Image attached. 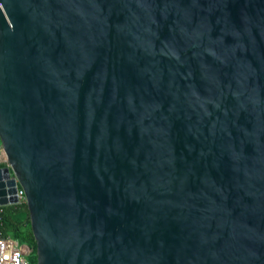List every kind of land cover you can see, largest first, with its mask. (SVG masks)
I'll use <instances>...</instances> for the list:
<instances>
[{
    "label": "water",
    "instance_id": "95a60500",
    "mask_svg": "<svg viewBox=\"0 0 264 264\" xmlns=\"http://www.w3.org/2000/svg\"><path fill=\"white\" fill-rule=\"evenodd\" d=\"M0 147L36 264H264V0H0Z\"/></svg>",
    "mask_w": 264,
    "mask_h": 264
},
{
    "label": "trees",
    "instance_id": "16d2710c",
    "mask_svg": "<svg viewBox=\"0 0 264 264\" xmlns=\"http://www.w3.org/2000/svg\"><path fill=\"white\" fill-rule=\"evenodd\" d=\"M5 166V162H0V168ZM0 237L13 239L31 249L30 255L33 257L30 261L36 263V242L25 203L0 207Z\"/></svg>",
    "mask_w": 264,
    "mask_h": 264
},
{
    "label": "built area",
    "instance_id": "2783aa9c",
    "mask_svg": "<svg viewBox=\"0 0 264 264\" xmlns=\"http://www.w3.org/2000/svg\"><path fill=\"white\" fill-rule=\"evenodd\" d=\"M17 204L25 203L21 188L17 186ZM31 252L26 246L19 245L15 240L0 237V264H30L27 257Z\"/></svg>",
    "mask_w": 264,
    "mask_h": 264
},
{
    "label": "rangeland",
    "instance_id": "374dc122",
    "mask_svg": "<svg viewBox=\"0 0 264 264\" xmlns=\"http://www.w3.org/2000/svg\"><path fill=\"white\" fill-rule=\"evenodd\" d=\"M0 162H5L6 163V158L4 157V153H3L2 148H0ZM32 257H33L32 255H29L27 257L29 263L31 262L30 264H36V263H34V261H30L32 259Z\"/></svg>",
    "mask_w": 264,
    "mask_h": 264
},
{
    "label": "crops",
    "instance_id": "0c3cea01",
    "mask_svg": "<svg viewBox=\"0 0 264 264\" xmlns=\"http://www.w3.org/2000/svg\"><path fill=\"white\" fill-rule=\"evenodd\" d=\"M1 148V147H0Z\"/></svg>",
    "mask_w": 264,
    "mask_h": 264
},
{
    "label": "flooded vegetation",
    "instance_id": "af4514ba",
    "mask_svg": "<svg viewBox=\"0 0 264 264\" xmlns=\"http://www.w3.org/2000/svg\"><path fill=\"white\" fill-rule=\"evenodd\" d=\"M30 255V254H29Z\"/></svg>",
    "mask_w": 264,
    "mask_h": 264
}]
</instances>
